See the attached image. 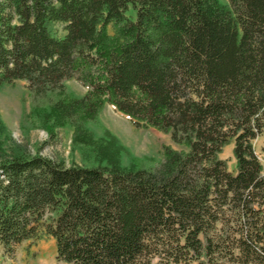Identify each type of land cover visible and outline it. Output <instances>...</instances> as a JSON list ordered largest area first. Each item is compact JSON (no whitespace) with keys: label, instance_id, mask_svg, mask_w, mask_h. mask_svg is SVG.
<instances>
[{"label":"trees","instance_id":"obj_1","mask_svg":"<svg viewBox=\"0 0 264 264\" xmlns=\"http://www.w3.org/2000/svg\"><path fill=\"white\" fill-rule=\"evenodd\" d=\"M15 82L98 164L0 158L7 255L48 238L64 264H264V0H0V86ZM106 105L176 148L122 167L86 128Z\"/></svg>","mask_w":264,"mask_h":264},{"label":"rangeland","instance_id":"obj_2","mask_svg":"<svg viewBox=\"0 0 264 264\" xmlns=\"http://www.w3.org/2000/svg\"><path fill=\"white\" fill-rule=\"evenodd\" d=\"M69 91L77 97L85 89L75 81L67 82ZM0 121L4 132L0 136V158L8 155L15 146L27 154L41 155L69 167L77 164L84 167L97 166L90 149L74 143L69 126L55 127L50 135L41 125L38 116L31 112L29 92L21 82L0 86ZM94 138L113 137L121 146L120 164L128 168L134 160L157 161L163 147L176 146L168 135L155 129H137L131 121L106 105L96 119L86 124ZM255 154L264 165V131L252 142ZM233 144L224 147L220 158L227 164L230 173H235ZM0 264H64L55 260L54 242L45 238L37 242H23L11 255L0 246Z\"/></svg>","mask_w":264,"mask_h":264}]
</instances>
